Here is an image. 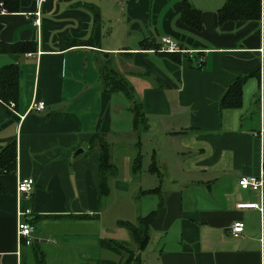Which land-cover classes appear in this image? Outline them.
<instances>
[{
    "label": "crops",
    "instance_id": "obj_1",
    "mask_svg": "<svg viewBox=\"0 0 264 264\" xmlns=\"http://www.w3.org/2000/svg\"><path fill=\"white\" fill-rule=\"evenodd\" d=\"M187 1L200 30L182 17L183 0H20L0 14L1 42L31 44L0 54V68L20 71L15 107L0 100V152L12 140L18 151L16 173L0 175V264L118 263L103 242H127L119 222L156 211L158 242L143 264H264V196L238 184L264 168V0L260 20L222 24L226 0ZM165 37L194 53H158ZM109 71L142 106L140 135L133 101L107 90ZM242 77L241 107L222 109ZM34 102L44 110L30 111ZM97 134L112 150L106 195ZM19 178L35 182L21 205L33 212L31 246L17 236ZM125 207L136 214L117 216ZM237 222L245 230L234 238Z\"/></svg>",
    "mask_w": 264,
    "mask_h": 264
},
{
    "label": "trees",
    "instance_id": "obj_2",
    "mask_svg": "<svg viewBox=\"0 0 264 264\" xmlns=\"http://www.w3.org/2000/svg\"><path fill=\"white\" fill-rule=\"evenodd\" d=\"M20 0H0V14L4 9L6 12L15 13L19 10ZM182 17L186 23L190 24L194 29L202 28L201 12L190 8L187 0L182 3ZM220 23L230 21H255L261 19V0H226L224 6L218 12ZM2 27L0 26V31ZM29 43L6 44L0 41V54H15L30 51ZM159 49V48H158ZM157 49V50H158ZM19 80L20 71L15 65H8L0 68V100L5 104L16 103L19 96ZM106 87L109 93L114 91L122 92L127 98L133 101L131 111L134 114L135 130L140 135L148 129L144 126V114L142 106L134 98L132 90L129 88L125 80L113 71L106 72ZM246 77L237 80L226 93L221 103V108L235 109L241 107L242 88ZM109 144L105 139V135L97 134L91 142V150H99L101 152V181L100 188L102 195L109 193L107 184V173L111 169ZM17 142L10 141L6 147L0 152V175L14 174L17 170ZM141 167V156L138 155L134 162V172ZM6 190L0 188V192ZM159 214L156 211L147 217L140 218L136 223L119 222V227L126 229L130 234L132 245L136 249L130 248V242H118L115 240H106L103 247L112 252L121 255V261L116 263L112 261L100 260L93 264H143L139 258L145 251L151 241V227ZM94 217V216H93ZM83 218V217H81ZM91 218V217H87ZM30 223V222H29ZM31 224V223H30Z\"/></svg>",
    "mask_w": 264,
    "mask_h": 264
},
{
    "label": "built area",
    "instance_id": "obj_3",
    "mask_svg": "<svg viewBox=\"0 0 264 264\" xmlns=\"http://www.w3.org/2000/svg\"><path fill=\"white\" fill-rule=\"evenodd\" d=\"M39 3L43 0H38ZM4 9L1 13H5ZM37 15H40L38 12ZM40 20H36L35 24L39 25ZM158 53L165 54H193L194 52L184 50L180 45L173 41L172 39L165 37L161 40V45L157 50ZM203 58H200L198 65L201 66L203 63ZM9 106L13 109L15 107L14 103H10ZM45 108L44 102H34L31 106L30 111L41 112ZM240 187H248L254 192L260 194L261 199L264 196V168H261L259 175L244 177L238 182ZM35 182L32 178H19L17 183V236L21 245L31 246L33 245V235L35 230L33 226L29 223L28 218L33 215L31 209H23L21 207L22 203L29 202L32 198V193L34 191ZM240 209H262L261 204H240L238 205ZM245 230V225L242 222H237L231 227V234L234 238H239Z\"/></svg>",
    "mask_w": 264,
    "mask_h": 264
},
{
    "label": "rangeland",
    "instance_id": "obj_4",
    "mask_svg": "<svg viewBox=\"0 0 264 264\" xmlns=\"http://www.w3.org/2000/svg\"><path fill=\"white\" fill-rule=\"evenodd\" d=\"M160 147H162V146L160 145ZM153 148H154V147H153ZM157 148H158V145H157ZM154 149H156V148H154ZM110 153H112V150H111ZM125 153H127V151H126ZM146 162H147V161H145V163H146ZM163 177H164V176L162 175V178H163ZM148 178H149L150 180H153V181L155 182V185H157L156 183L158 182L157 180L159 179V177L157 178V176L149 175ZM162 178H161V179H162ZM159 180H160V179H159ZM145 182H148V181L145 180ZM150 198H156V202H155V203L159 202L157 195H156V196H149V197H147V198H144L143 200H144V202H146V200H148V199H150ZM153 207H154V206H153ZM109 209H110V207H109V206H106L105 210H109ZM148 211H150V210H148ZM127 213H129L130 215H135V214H136V212H135V208H134V207H133V208L125 207V208L122 209V214H121V215H118V214H117V216H126ZM115 214H116V210H115ZM120 218H122V217H120ZM111 231L113 232V231H115V230H113V229L111 228ZM128 234H129V232H128ZM128 234H126V235H127V239H126V240H122V241H127V242H130V243H131L130 235H128ZM121 239H122V238H121ZM157 242H158L157 239H155V238L152 239V241L150 242V244H149V246L147 247V249H146L145 251H143L142 254L139 256V258H140L142 261H145V260L147 259V257H149V254H150V252H152V249H154V248L157 246ZM130 248H131L132 250H133V249H136V248L134 247V245H132V243H131V245H130ZM133 252H134V250H133Z\"/></svg>",
    "mask_w": 264,
    "mask_h": 264
},
{
    "label": "water",
    "instance_id": "obj_5",
    "mask_svg": "<svg viewBox=\"0 0 264 264\" xmlns=\"http://www.w3.org/2000/svg\"><path fill=\"white\" fill-rule=\"evenodd\" d=\"M84 152V150L80 149L76 152L74 157H77L79 154H82Z\"/></svg>",
    "mask_w": 264,
    "mask_h": 264
}]
</instances>
